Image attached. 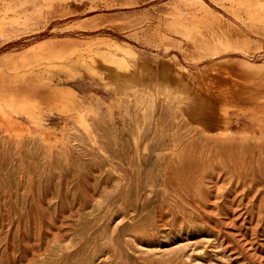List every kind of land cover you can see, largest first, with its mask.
Returning a JSON list of instances; mask_svg holds the SVG:
<instances>
[{"label":"rangeland","instance_id":"374dc122","mask_svg":"<svg viewBox=\"0 0 264 264\" xmlns=\"http://www.w3.org/2000/svg\"><path fill=\"white\" fill-rule=\"evenodd\" d=\"M191 1L0 0V67L85 108V120L7 108L18 129L0 116V264H264V34L205 0L250 35L221 45L252 71L214 69L259 97L228 88L230 108L215 107L234 121L217 130L188 112L172 71L211 57L200 39L188 48L202 29ZM55 37L79 41H45Z\"/></svg>","mask_w":264,"mask_h":264},{"label":"bare ground","instance_id":"6f19581e","mask_svg":"<svg viewBox=\"0 0 264 264\" xmlns=\"http://www.w3.org/2000/svg\"><path fill=\"white\" fill-rule=\"evenodd\" d=\"M218 1L222 5V6L221 5L220 6L224 9H226L227 11H229L230 14H232L233 16H238L241 20L243 19L244 22L246 20L247 26H249V28H251L255 33H263L264 34V0H237L236 1L237 3H235L232 0L231 1H229V0H218ZM192 3H194L195 5H197V4L200 5L199 8L192 9L190 16H191V19L199 20V23H197V24H199L200 29L201 28L202 29L201 30L197 29V30H199V33H196L198 35L192 34V33L186 34L188 36V40L190 41V43H189L190 46L188 48H195L198 46L200 47V45H198L195 42L196 40L198 41V39H200V41H202L204 43L203 44L204 47H206L207 51L211 54V57L209 58L208 62L203 64V66L196 68L193 73H191V71L189 72V71L185 70L186 68L183 69L184 67H181L180 63H178L179 62L178 60L176 62V68H173L172 71L175 72V75L177 76L178 80L180 79V82L184 81L183 82L184 86H186V88L189 89V91L191 92L190 98L192 99V104H191L190 109H189L190 111H188V112H190V114H197V113L200 114L201 117L203 116V119L205 118L210 122L209 125H211V123H214V127L216 126V129L218 127L225 129L228 126H231V124L234 120L231 119L230 112L226 108L225 109L222 108V110H219V112H217L218 108H216L217 107L216 105L223 103V104H225V106H228L230 104L227 101V100H229V91H230L228 88L233 87L239 91L241 89L245 90V91L246 90L249 91L250 89H253L255 87H253V85L251 86V85H246L245 83L243 84L242 82H240V80L237 81V77L235 78L236 80L234 81L233 79H231V78H233V76H231V77L225 76L221 73L222 69H218V71H216L217 69L215 70L214 68H216V67L222 68L224 66H228L233 71H237V69L243 67L240 70L243 71V69H244V70L252 71L251 66L247 65L248 62L246 63L245 61H242L243 59L242 60L239 59V57L235 54H228V53L226 54L225 52H226L227 46L225 45L226 46V48H225L224 46L221 45L223 40H226V43H228L229 46L230 45H232V46L236 45L237 42H235V41L233 42V40H237V39H240V41L243 40L242 42H244V41L247 42L248 37L250 40V35L246 31H244L239 26V24H236L227 15L223 14L221 11H219L218 9H216L213 6H211L210 4H208L205 0H194V1H191L190 5ZM194 4L192 7L195 6ZM178 12H181V11L179 10ZM189 12H190V10H189ZM184 15H186V14H177L176 15L179 18L178 25L180 27L188 26V24L185 22L186 20L184 21L186 24H182V21L184 19L188 18V15H186V16H184ZM178 18H177V20H178ZM200 20L203 23H205V25L200 23ZM203 26H206V28L204 29ZM0 28H3L1 22H0ZM211 30L212 31L214 30V32H216V35H217V38L215 37V39H217L216 42L212 41L214 39L215 33H211ZM212 37H213V39H212ZM65 39L73 40V41H79V39L72 38V37H59V38L55 37L54 39H47L45 41H49V42L51 40L52 41L53 40L61 41V40H65ZM192 40H193V43L195 42L196 45L192 43ZM45 41H41V42L43 43ZM242 42H240V43H242ZM238 43H239V41H238ZM244 44H248V43L244 42ZM249 44H251V43H249ZM126 45L130 48V45H128V44H126ZM223 47H224V49H223ZM30 48L31 47L21 50L18 53V55L21 56L23 54L24 56H21V57H27L28 51L32 55L33 52L30 51ZM50 50H52V49H50ZM224 50H225V52H224ZM46 52H49V50ZM55 52L56 51H54L52 53H48L45 56L40 57V58L37 56H33V57L31 56L29 58H26L24 62H25V64L33 63V62L38 61L42 58H46L48 55L53 54ZM24 53H27V54H24ZM3 56L9 57V56H13V54L11 52H7L6 55H3ZM165 63H167V62H165ZM165 65L167 66V64H165ZM249 66H250V68H249ZM5 67L7 68L8 66H4L2 68L5 69ZM252 67H254V65H252ZM8 68H11V67H8ZM1 69H0V116L2 118H4L5 119L4 121H6L5 123L10 125L13 129H18V127L20 125L18 123V125H19L18 126L17 123H15V121L12 120V117L10 118V116L8 115V112L6 111L7 108H10L11 110H14V111L26 113L33 118L38 117V114L44 115V114H46L47 111L53 112L56 110L57 113H59V114H61V113L71 114L73 112L75 114L74 116L79 117L80 120H85L84 118L80 117L84 113V110H85L84 105L81 103L80 100H78L77 96L71 90H67V88L64 89L63 87L62 88H58V87L48 88L49 86L47 87L46 83H42L38 75L25 76L22 74V72L20 73L18 71H13L12 68L9 69L10 71H8V69H5V70H1ZM101 69H103V68H101ZM104 69H106V68H104ZM161 69H163V68L161 67ZM108 72H111V71H108ZM98 73H100V72L98 71ZM108 76H109V73H108ZM112 76L114 77V74ZM106 77H107V75H106ZM110 77H111V75L107 78L112 80V78H110ZM193 77H197L199 79L198 83H196L192 79ZM115 78H117V77H115ZM181 85H182V83H181ZM45 87H46V89H42ZM115 88H116V86H115ZM255 91H256V88H255ZM255 91L252 90V92H251V90H250L249 92H247V95H245V97L251 99V101L258 99L259 97H257L258 96L257 93L256 94L254 93ZM230 92H235V90L232 91V89H231ZM225 97L228 98L227 100L225 99L227 101L226 103L223 102L224 101L223 99ZM254 102H256V101H254ZM227 103H229V104L227 105ZM262 103L264 105V101H262ZM233 105L231 107H234ZM236 105H238L240 108L246 107V106L239 105V103H237ZM221 106L223 107V105H221ZM251 106H253V105H251ZM261 107H263V106H261ZM215 108H216V113H218V115L215 113ZM220 109H221V107H220ZM261 112H262V110H261ZM194 117H196V116H194ZM205 122H206V120H205ZM21 125H22V123H21ZM28 135H30V134H28ZM49 135H50V132H49ZM33 137H34V135H33Z\"/></svg>","mask_w":264,"mask_h":264}]
</instances>
